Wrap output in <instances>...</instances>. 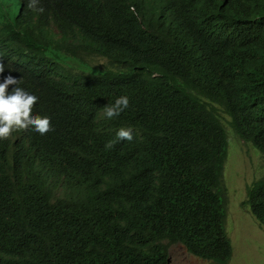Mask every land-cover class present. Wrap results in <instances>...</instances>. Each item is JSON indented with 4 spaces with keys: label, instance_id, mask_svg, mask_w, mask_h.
I'll return each instance as SVG.
<instances>
[{
    "label": "trees",
    "instance_id": "16d2710c",
    "mask_svg": "<svg viewBox=\"0 0 264 264\" xmlns=\"http://www.w3.org/2000/svg\"><path fill=\"white\" fill-rule=\"evenodd\" d=\"M26 2L0 0V57L6 76L21 78L18 86L39 98L35 110L54 130L0 141V232L20 243L17 257L0 264H25L22 255L44 233L46 216L21 194L56 178L62 158L106 152L112 129L127 119L100 112L120 96L131 101L149 88L187 104L206 97L222 107L236 137L264 155V0H39L54 27L40 32L26 22L14 32L11 23ZM180 5L209 28L208 49L192 57L168 34ZM95 54L105 64L84 61ZM249 67L258 72L251 80ZM237 85L246 97L241 103L231 94ZM194 102L195 121L150 128L110 159L106 189L74 237L84 252L69 264H167L172 245L203 261L232 259L226 128ZM164 115L136 121L157 127ZM241 206L264 227V177L246 188Z\"/></svg>",
    "mask_w": 264,
    "mask_h": 264
},
{
    "label": "clouds",
    "instance_id": "9594fccd",
    "mask_svg": "<svg viewBox=\"0 0 264 264\" xmlns=\"http://www.w3.org/2000/svg\"><path fill=\"white\" fill-rule=\"evenodd\" d=\"M189 3L191 2L184 4ZM38 5L39 0H27L26 5H20V11L11 23L14 32L26 22H33L40 28V32L54 27L48 20L44 8ZM182 5L177 8L176 21L168 34L176 37L182 44L185 54L192 57L200 49L207 48L209 28L199 20L195 12L182 9ZM96 56L95 54V57H85L84 61L88 64L90 59L99 58ZM105 62L104 59L100 64ZM245 69L250 74L248 80L258 75L257 67ZM20 83L21 78L6 76L5 64L0 57V141L17 137L22 132L42 136L54 130L51 118L41 116L35 110L39 98L19 87ZM9 86H13L10 93ZM231 86L232 82L229 81L228 89ZM238 91L239 85L231 94L235 101L241 103L246 97L241 93L237 94ZM219 96L217 94V98ZM194 100H197L196 104L203 105L207 112H215L217 118L230 120L215 101L203 96H198ZM194 100L187 104L182 97L161 98L147 88L134 100L129 101L127 96H120L114 102L105 105L100 112L104 118L111 120L124 113L127 119L112 129L113 135L107 142L106 152L91 149L77 156L62 158L56 178L42 180L36 188L21 194L24 201L27 202L30 198V205L46 216L44 233L22 255L24 263L69 264L70 256L83 253L84 251L75 243L74 237L86 228L93 214L95 200L106 189L104 174L110 159L135 138L141 139L150 128H156L160 132L163 128H173L194 120L190 117ZM162 111H165V115L157 127H148L136 121L138 116H153ZM225 128L226 133L227 129L231 130L228 121ZM61 201H65V204ZM19 248L17 236L0 232V261L4 256L16 258Z\"/></svg>",
    "mask_w": 264,
    "mask_h": 264
},
{
    "label": "rangeland",
    "instance_id": "374dc122",
    "mask_svg": "<svg viewBox=\"0 0 264 264\" xmlns=\"http://www.w3.org/2000/svg\"><path fill=\"white\" fill-rule=\"evenodd\" d=\"M90 61L100 64L104 59ZM223 122L226 124L225 119ZM227 139L229 146L223 172L227 201L225 227L233 248L232 259L227 264H264V227L247 207L241 206L246 198V188L264 177V155L238 139L229 129ZM168 253L169 264H216L189 255L181 245L168 247Z\"/></svg>",
    "mask_w": 264,
    "mask_h": 264
}]
</instances>
